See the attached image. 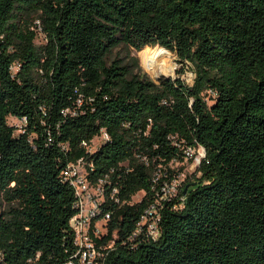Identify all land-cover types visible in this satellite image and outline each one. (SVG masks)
I'll list each match as a JSON object with an SVG mask.
<instances>
[{"label": "trees", "instance_id": "16d2710c", "mask_svg": "<svg viewBox=\"0 0 264 264\" xmlns=\"http://www.w3.org/2000/svg\"><path fill=\"white\" fill-rule=\"evenodd\" d=\"M156 46L192 62L195 85L184 67L156 82L137 57L110 60ZM198 145L160 239L136 235ZM81 158L111 199L100 264H264V0H0V264L76 259L63 171Z\"/></svg>", "mask_w": 264, "mask_h": 264}, {"label": "built area", "instance_id": "2783aa9c", "mask_svg": "<svg viewBox=\"0 0 264 264\" xmlns=\"http://www.w3.org/2000/svg\"><path fill=\"white\" fill-rule=\"evenodd\" d=\"M182 67H184V71L180 74L181 79L189 86H192L190 82L194 78V70L191 69L190 62L186 61L182 63ZM14 69L16 72L17 67ZM26 123V118H20L12 114L7 117V124L15 128L16 134L24 132ZM99 138H102L103 142L108 140L109 136L107 133H104ZM83 145L90 152L96 150V148L92 149V145L90 146L87 142H83ZM185 153L187 155V165L191 163L186 170L193 173L206 157V149L202 145L187 147ZM93 170L94 164L81 158L77 162L69 164L63 171L64 178L69 181L78 199V212L70 220L77 254L75 256L76 259L71 260L67 264H100L102 263L101 260L105 259L101 241L108 233L107 223L111 219V214L108 212L102 214V204L111 199H107L105 179H100L97 182L92 181L90 174ZM186 174L183 171L170 181H165L159 198L143 215L135 233L136 235L145 233L146 237L151 241L160 239L164 202L176 197L184 181L182 177H186ZM156 178H160V175ZM118 192V189L114 188L110 198H115ZM116 200L118 201L119 199ZM112 245L113 243L110 244V247Z\"/></svg>", "mask_w": 264, "mask_h": 264}, {"label": "rangeland", "instance_id": "374dc122", "mask_svg": "<svg viewBox=\"0 0 264 264\" xmlns=\"http://www.w3.org/2000/svg\"><path fill=\"white\" fill-rule=\"evenodd\" d=\"M36 23H37V21H36ZM36 42L39 45L45 43L44 36L39 35V38L37 39ZM156 48H162V47H159V46L146 47L143 50H153ZM163 49H165V48H163ZM165 50L167 51V54L165 56L160 57L159 60L161 63L164 64V66H170L174 69V73L172 75H169V76H165V75L161 74L160 71H152L151 69H149L147 64L145 63V61L142 59V56L140 54L141 51L137 52L133 49H128L126 47H118V48L114 49V51L112 52V55L110 56V60H113L115 58H121L123 63L132 64L133 63L132 58L137 57L139 60L141 73L147 75L149 78L154 79L157 82L158 79L161 77H173V78L176 77L178 69L182 68V64L179 62L177 55H175L174 53H172L171 51H169L167 49H165ZM190 64H191V69L194 70V78L190 82V85L193 86L196 83L195 66L192 62H190ZM136 71L138 72V69ZM101 142H102V138L95 139L91 148L92 149L97 148L101 144ZM190 164L191 163H189V165ZM189 165L184 166V168H183L185 170V173H187L186 177H184V176L182 177V179H184V180L187 179L188 176H191V175H193V173L197 172V169L193 173L188 172V170H186V169L188 168ZM200 176L201 175L198 174L197 177L193 178V184L198 181V178H200ZM143 195H144L143 192L139 193L138 195H136L134 197V201H139L140 199H142ZM161 231H162V227H161Z\"/></svg>", "mask_w": 264, "mask_h": 264}, {"label": "bare ground", "instance_id": "6f19581e", "mask_svg": "<svg viewBox=\"0 0 264 264\" xmlns=\"http://www.w3.org/2000/svg\"><path fill=\"white\" fill-rule=\"evenodd\" d=\"M140 54L142 56V59L147 64L148 68L152 71H160L161 74L165 76H169L174 73V69L172 67L164 66V64L159 60L160 57L167 54V51L165 49L156 48L153 50H143Z\"/></svg>", "mask_w": 264, "mask_h": 264}, {"label": "water", "instance_id": "95a60500", "mask_svg": "<svg viewBox=\"0 0 264 264\" xmlns=\"http://www.w3.org/2000/svg\"><path fill=\"white\" fill-rule=\"evenodd\" d=\"M187 189H188V187H187ZM187 189H186V191H185V192H187Z\"/></svg>", "mask_w": 264, "mask_h": 264}]
</instances>
